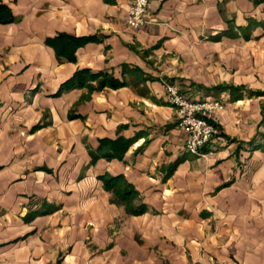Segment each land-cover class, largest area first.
I'll list each match as a JSON object with an SVG mask.
<instances>
[{
	"label": "crops",
	"instance_id": "obj_1",
	"mask_svg": "<svg viewBox=\"0 0 264 264\" xmlns=\"http://www.w3.org/2000/svg\"><path fill=\"white\" fill-rule=\"evenodd\" d=\"M3 1L0 264H264V96L211 90L255 89L264 2L149 0L132 29L130 0ZM58 33L90 39L59 60ZM80 68L127 85L55 95ZM166 84L223 101L204 156L182 149ZM101 139L129 143L92 159Z\"/></svg>",
	"mask_w": 264,
	"mask_h": 264
},
{
	"label": "trees",
	"instance_id": "obj_2",
	"mask_svg": "<svg viewBox=\"0 0 264 264\" xmlns=\"http://www.w3.org/2000/svg\"><path fill=\"white\" fill-rule=\"evenodd\" d=\"M255 2H263L264 0H254ZM14 20V17L11 13L10 8L8 5L3 1L0 0V22L7 23ZM231 24V23H230ZM231 25L229 26L228 30L223 31V35L228 36H234L236 33L230 32ZM243 29V28H240ZM244 36H248L247 34H244ZM90 38L89 37H77L65 33H58L52 38H48L46 40V43L51 46L56 56L59 60H62V57L66 58L68 61H74L75 60V52L76 49L81 47L83 44H85ZM125 73H132V74H138L139 69L137 67H130L128 64H122V74ZM96 80L97 83L95 86L91 85L90 82ZM144 79H141L138 82H142ZM88 86L90 89H102L104 87H110V88H118L121 86L127 85V82L124 80H119L118 78H115L112 74H108L106 72H93L89 68H80L77 69L73 75L66 81H64L58 91L55 93V95L61 94L63 91L69 90L74 87H81V86ZM240 86H233V85H225V86H216L214 88H211V90H217V91H229L230 95L232 97H242L243 93L241 92ZM139 94H145L146 91L143 88H139L137 90ZM129 141L124 140H115L110 141L106 139H101L99 141V146L97 148V153L92 154V159H95L99 156H105L108 158L111 157H121L122 153L126 149ZM104 183H110L113 185L116 181L120 179V177L116 176H109L105 175L101 177ZM119 190H116L118 192ZM133 194V190L131 189H125V191L122 192L121 199H125L128 195ZM145 210V205L141 204L137 207V209H134V213H142Z\"/></svg>",
	"mask_w": 264,
	"mask_h": 264
},
{
	"label": "built area",
	"instance_id": "obj_3",
	"mask_svg": "<svg viewBox=\"0 0 264 264\" xmlns=\"http://www.w3.org/2000/svg\"><path fill=\"white\" fill-rule=\"evenodd\" d=\"M148 2L149 0H130L125 20L129 28L137 29L145 23ZM165 95L175 108L177 126L182 132V149L204 156L202 148L219 132L215 118L224 109L223 101L212 98L188 100L175 84L165 85Z\"/></svg>",
	"mask_w": 264,
	"mask_h": 264
},
{
	"label": "rangeland",
	"instance_id": "obj_4",
	"mask_svg": "<svg viewBox=\"0 0 264 264\" xmlns=\"http://www.w3.org/2000/svg\"><path fill=\"white\" fill-rule=\"evenodd\" d=\"M262 47L264 48V44L261 47H255L256 48V58H255L256 61H255V66H254L255 67L254 86H256V87H254L255 89H253V90L249 89V91L246 90V88L244 89L243 87H242L243 89H241L242 91H245L246 93L254 94V96H264V88H263L264 87V51H263L264 49H260ZM261 56H263L262 59H260ZM181 93L184 95V93L182 91H181ZM38 126H40L39 123L35 127H38ZM218 134H219V132H218ZM114 195L117 197L118 200L120 199L119 201L124 200V199H121L122 193H120V191H118V192L114 191ZM128 203L129 202L126 201L127 205H128ZM129 210H130V212H133L134 209H129Z\"/></svg>",
	"mask_w": 264,
	"mask_h": 264
}]
</instances>
